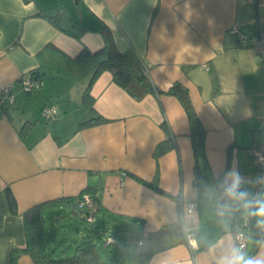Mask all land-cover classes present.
Returning <instances> with one entry per match:
<instances>
[{"label":"crops","instance_id":"obj_1","mask_svg":"<svg viewBox=\"0 0 264 264\" xmlns=\"http://www.w3.org/2000/svg\"><path fill=\"white\" fill-rule=\"evenodd\" d=\"M56 12L67 16L64 30L42 15ZM101 25L117 50L132 48L149 65L156 89L164 92L173 82L188 89L206 131L203 157L193 156L187 116L176 97L148 94L136 100L109 71L89 90L94 112L105 121L80 125L94 113L83 97L88 77L79 76L71 58L82 46H104ZM234 27L264 32V0H0V97L9 84L13 95L11 104L0 107V264H11L13 248L19 250L14 264H34L25 247V210L83 193L99 203L93 237L104 233L123 240L113 264L132 258L139 240L150 244L147 264H220L236 249L234 231L245 219L253 230H264L250 214L255 201L264 199V180L253 194L258 172L247 154L264 140V56L250 44L253 36L240 45ZM68 68L83 81L77 90ZM33 71L41 74L39 86L26 92L21 81ZM46 103L58 107L55 118L41 116ZM167 136L174 148L154 157L156 144ZM233 170L252 208L217 191L216 178L223 174L230 186ZM155 175L163 193L149 186ZM6 188L17 213L9 210ZM179 197L196 202L192 247L175 229ZM67 210L50 220H61ZM256 243L248 257L264 256V236L253 233L243 253ZM128 244L134 250L128 252Z\"/></svg>","mask_w":264,"mask_h":264},{"label":"trees","instance_id":"obj_2","mask_svg":"<svg viewBox=\"0 0 264 264\" xmlns=\"http://www.w3.org/2000/svg\"><path fill=\"white\" fill-rule=\"evenodd\" d=\"M42 15L47 17L53 24L61 29H63L61 23L67 19V16L61 12ZM74 25L78 26L76 23ZM101 26V33L105 39L104 46L94 51L90 50L87 46H82L78 53L71 58L77 68L79 76L88 77L83 97L85 99L84 101L88 104L90 111L94 113V117L86 120L80 125L82 126L83 124H93L105 121V119H103L99 114L94 112L92 107L93 100L89 95V90L92 83L97 79L100 73L103 71H109L110 74H112L113 81L118 84V86H121L129 95H131V98L136 100H141L148 94L160 95L165 93L176 97L181 103V107L184 109L187 116L186 120H188L190 128L189 137L191 139L190 144H192L193 148V156H195L196 161L199 157H203L206 131L200 119H198L199 117L193 107L190 96L188 95V89L181 83L179 84V82L171 83V86L164 92L156 89L148 73L149 65L142 61L141 57L132 48L125 51L117 50L109 30L105 26ZM82 29H84V27H82ZM256 31H258L256 27L252 28L250 31L251 33L248 35L250 37L255 36L258 34ZM30 75L33 76L34 79H39L41 76L39 72L37 73L35 71H33ZM217 80V76L214 73H211L213 92L218 91L219 83ZM0 107L5 108V106L2 105H0ZM162 126L165 130L167 129L165 122L162 123ZM174 145L173 138L171 136H167L163 141L156 144L154 157H159L161 154L174 148ZM227 165H229V162H227ZM227 165H225L226 168ZM196 166L197 163L194 167L197 172ZM223 177V174H221L218 178H216V187L219 194L227 199L229 197L226 195V189L229 186L226 185ZM156 181H158L157 175H155L153 180L149 182V186H151L155 191L163 193V190H161L158 182ZM257 188H260V186H256V189ZM256 189H254V192ZM84 192L89 191L85 190ZM5 194L10 212L17 213L15 199L8 188L5 189ZM80 196L81 194L77 197H62L41 202L31 206L22 213L26 243L25 247L34 264H113L115 259L114 255L116 256V254H114L111 250H109L111 253L108 254L105 250H102L103 246L107 247L109 244H112L115 247L117 246L116 248L119 250L118 253L123 252L124 247H119L117 244L121 243L123 240L117 239L116 237L113 238L112 235L111 237L113 238L114 243L104 241L105 243L102 242L97 244L92 239V236H88L86 240L83 239L81 241H77L74 247L72 244H67L65 248L61 249L60 255L55 252L56 246H52L51 243H57L58 241L55 238V235L54 237L51 235L50 237L52 239L48 241L49 239L46 235L47 220L49 218L51 219V217L54 218V220L59 219V217H61V212L64 209L69 208L71 213L79 215L80 220L90 222L87 220L86 211L77 208V202ZM95 220L96 219L92 222H95ZM177 226L178 225L176 223L175 229ZM95 229H97V227H95ZM238 230L246 232L248 237L251 233H253L257 239L264 236L262 226L256 228L255 230L248 225L238 226L234 233ZM141 243V245L137 244L138 248L132 254L134 264H147L151 256L150 254L152 251L150 249V244ZM256 246L257 243L253 248L248 250L249 252L247 253V256L251 255L255 251L254 249H256ZM18 255L19 250L13 248L10 252L11 264L16 262Z\"/></svg>","mask_w":264,"mask_h":264},{"label":"built area","instance_id":"obj_3","mask_svg":"<svg viewBox=\"0 0 264 264\" xmlns=\"http://www.w3.org/2000/svg\"><path fill=\"white\" fill-rule=\"evenodd\" d=\"M232 31L236 33L239 44L240 45H247L249 35L248 33H243L238 31L237 28H232ZM251 43L253 46L257 49V51L261 54V56H264V32L262 30L258 31V34L252 37ZM22 88L26 92H31L38 88L39 86V80L34 79L33 76L28 75L24 76L22 81ZM2 95L0 97V105L6 106L8 104H11L13 102V95H12V85H5L2 88ZM58 107L56 105L46 103L43 105L41 109V116L45 120H50L52 118H55L58 115ZM262 128L261 134L264 136V120L261 122ZM247 154L250 156V158L254 162V167L258 172V180H257V186H260V183L262 180H264V140L258 144H254L250 148L247 149ZM258 189V188H257ZM257 189L254 192V194L257 193ZM196 202L193 200H184L181 197L177 200V205L179 208V215L177 220V230L179 233L183 235L185 238V241L192 247V240L194 239V232L193 229L196 227L197 221L195 220L196 216ZM77 208L81 210L86 211L87 220L90 222L94 221L96 212L99 209L98 202L93 198L92 195L88 193H83L78 202H77ZM246 219L244 220L242 226H247ZM235 242H236V249H239L242 253L247 248L248 244V235L243 230H238L235 232ZM107 242L114 243V240L112 237H109ZM142 241L136 242L138 245H141Z\"/></svg>","mask_w":264,"mask_h":264},{"label":"rangeland","instance_id":"obj_4","mask_svg":"<svg viewBox=\"0 0 264 264\" xmlns=\"http://www.w3.org/2000/svg\"><path fill=\"white\" fill-rule=\"evenodd\" d=\"M67 72L69 73V76H71L74 71L72 68V71L70 68L67 69ZM74 76V77H73ZM80 77L72 75V78L69 77L70 80V85L77 90V85H79V82H83L82 79H79ZM99 222L95 221V222H85L83 220H80V218L78 217H74L72 216V214L70 213L69 210H67L63 217L61 218V220L59 221H55L52 222L50 220V218L47 220V235H50V231H53V233L56 236L57 239V243L52 242V246H56L55 248V252L60 255L61 249L65 248L67 244H72V246L74 247V245L77 243V241H81V240H86L88 238V236H92V239L94 240V242L98 243H102V242H107L108 238H107V234L104 233H100L98 236L99 237H93L94 235H96L97 231L95 229L96 226H98ZM71 225H74V227H71ZM79 226V233H77L76 228ZM120 233V232H119ZM82 234L84 236H82ZM63 235H66V239H62ZM132 237L136 238L138 235L136 233H131ZM117 236V235H116ZM104 242V243H105ZM128 247V252L130 251V249L135 248V245H127ZM117 247V246H116ZM114 245L109 244L107 247L102 248V250H105L108 254H110L111 252L109 250H111L114 254H116L117 258H119V254L118 253V248H116ZM104 252V251H103ZM71 253V252H69ZM122 262V264H133V258L127 257L124 258L122 257V259H118Z\"/></svg>","mask_w":264,"mask_h":264},{"label":"clouds","instance_id":"obj_5","mask_svg":"<svg viewBox=\"0 0 264 264\" xmlns=\"http://www.w3.org/2000/svg\"><path fill=\"white\" fill-rule=\"evenodd\" d=\"M231 177V185L226 189V195L233 201H243L245 208H252L253 203L248 199V193L240 191L242 177L233 170L228 174ZM251 215L258 217V223L264 225V199L255 201L254 211ZM220 264H264V256L248 257L239 249H233L230 254L225 255Z\"/></svg>","mask_w":264,"mask_h":264}]
</instances>
